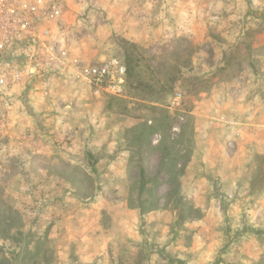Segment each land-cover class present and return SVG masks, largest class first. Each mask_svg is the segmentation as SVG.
<instances>
[{
	"label": "rangeland",
	"instance_id": "rangeland-1",
	"mask_svg": "<svg viewBox=\"0 0 264 264\" xmlns=\"http://www.w3.org/2000/svg\"><path fill=\"white\" fill-rule=\"evenodd\" d=\"M63 2L80 59L136 44L152 87L28 92L40 109L0 131V264H264V154L246 151L264 117V0Z\"/></svg>",
	"mask_w": 264,
	"mask_h": 264
},
{
	"label": "built area",
	"instance_id": "built-area-1",
	"mask_svg": "<svg viewBox=\"0 0 264 264\" xmlns=\"http://www.w3.org/2000/svg\"><path fill=\"white\" fill-rule=\"evenodd\" d=\"M68 32L63 0H0L1 132L10 126L21 91L39 89L45 96L55 83L81 84L97 98L125 96L126 64L118 57L80 59Z\"/></svg>",
	"mask_w": 264,
	"mask_h": 264
},
{
	"label": "crops",
	"instance_id": "crops-1",
	"mask_svg": "<svg viewBox=\"0 0 264 264\" xmlns=\"http://www.w3.org/2000/svg\"><path fill=\"white\" fill-rule=\"evenodd\" d=\"M168 23H171V21H167V23L158 22V23L153 24V25L152 24H148V26H144V23H136L133 27H130V28L127 27L126 24H125V29L127 30V28H129L130 30H132V31L129 32L130 33V37H129L130 39H132L134 42L142 43V42H144V40L142 41L139 38L142 37L144 33H148V31L150 30V32H156V33L160 32L161 35H162L163 34L162 30H165V32H166V30H168V28H169ZM191 24H192V21L191 22L188 21L186 19V17L183 18V22H182V27L183 28H188V30H189ZM182 27H180V28H182ZM175 30L176 29H174L173 31H175ZM168 31H170V29ZM172 33H174V32H172ZM170 35L168 34V36H170ZM262 42H264V36H262ZM21 92H22V96L19 97V99H21V100H20L19 103L16 104V106L14 107L15 111L13 110V113H12V120H13L12 123L13 124H14L15 121L16 122L22 121V120L25 121V119H26L25 122H30L31 121V114L30 115L27 114V112H28L27 110H29L31 107H33L34 111L40 109L38 96H35V97L34 96H30V93H28L30 91H24V92L21 91ZM27 103L31 104V106H29V109H26ZM261 103H262V105H259V104L258 105L260 107H262V106L264 107V100ZM255 109L256 108L254 107V110ZM30 110H29V112H30ZM16 111H17V113H15ZM25 114H27V115H25ZM252 116L254 117L255 113H254V115L252 114ZM254 118H257V117H254ZM38 119L40 120V117H38ZM255 120H257V119H255ZM257 121L258 122L254 123V124L256 126H258V128L255 130V131H258V133L256 134V136L254 134H252L251 136H253V137L248 135L247 139L249 140V138H250L251 139V143L246 144L247 145L246 151L248 153H250L251 150H254V148H255L259 152H261V154H264V117L262 116V120L261 121H259V120H257ZM253 140H254V142H256V144H253V142H252ZM240 149H241V147H240ZM240 149H239V151H241ZM251 153H254V152H251ZM252 156L253 155H249L248 161H246V163L244 164V172L246 173V175H242V176H244V179L242 181H240V186H239L243 190H245V188L247 187V183H250V179H251V176H252L251 172H253V170L257 167V164H258L256 159H253ZM245 179H246V181H244ZM241 183H244V186H241ZM250 197H254V194L250 195ZM97 263H98V261H97ZM102 263L105 264L106 262H102ZM87 264H89V263H87ZM94 264H96V263L94 262Z\"/></svg>",
	"mask_w": 264,
	"mask_h": 264
},
{
	"label": "trees",
	"instance_id": "trees-1",
	"mask_svg": "<svg viewBox=\"0 0 264 264\" xmlns=\"http://www.w3.org/2000/svg\"><path fill=\"white\" fill-rule=\"evenodd\" d=\"M134 44V43H133ZM139 46L134 44V48L131 51L126 50L124 58H120L127 66V73L125 76V89H126V95L129 93V89L132 87H142L147 86V87H152L151 83H148L145 79H139L138 71H137V64L139 63L140 60H142L141 55L135 53V51H138ZM150 68V67H149ZM175 74H171L170 78H175ZM170 81V80H168ZM168 81L159 79L157 82L159 83L160 86H167ZM167 84V85H166ZM117 97V96H115ZM119 98V97H118ZM144 99V98H142ZM97 264V261L95 262Z\"/></svg>",
	"mask_w": 264,
	"mask_h": 264
}]
</instances>
